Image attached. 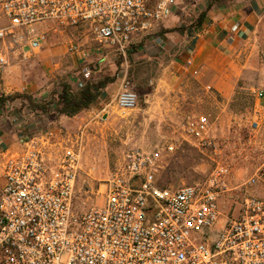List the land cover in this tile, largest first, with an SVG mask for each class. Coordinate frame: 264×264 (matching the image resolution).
Wrapping results in <instances>:
<instances>
[{
    "label": "built area",
    "instance_id": "1",
    "mask_svg": "<svg viewBox=\"0 0 264 264\" xmlns=\"http://www.w3.org/2000/svg\"><path fill=\"white\" fill-rule=\"evenodd\" d=\"M177 1L0 0V70L10 51L28 61L47 42V23L53 32L88 29L98 44L126 55L158 31ZM94 73L85 65L80 74L89 80ZM137 101L122 79L118 114ZM184 132L198 147L211 144L205 116L189 120ZM17 144L0 152V264H264V198L245 196L238 216L223 221L219 199L231 190L224 166L202 182L166 188L156 179L161 150L133 147L105 182L104 203L78 214L79 149L52 129L21 131ZM256 186L264 188V165L244 184Z\"/></svg>",
    "mask_w": 264,
    "mask_h": 264
},
{
    "label": "rangeland",
    "instance_id": "2",
    "mask_svg": "<svg viewBox=\"0 0 264 264\" xmlns=\"http://www.w3.org/2000/svg\"><path fill=\"white\" fill-rule=\"evenodd\" d=\"M5 23L0 13V27ZM51 27V23L43 26L45 31L49 30L44 44L48 48L47 54L62 46L66 52L55 55L49 68L41 62L38 67L60 73L58 84L66 81V77H75L89 65L96 75H100L97 78L118 79L120 84L125 78L138 97L136 108L125 116L118 114L115 107L109 116L103 117L97 113L89 114V108L54 129L79 149L80 171L73 203L76 213H84L104 203L105 182L114 177L123 164L126 151L133 147L161 150L163 164L156 179L159 186L166 188L202 182L217 166L226 167L231 190L219 199L223 221L238 216L245 196L264 198L262 186L244 187L264 165V110L256 101L258 94L264 91V18L251 45L243 48L234 67L223 64L229 71L238 73L233 94L229 97L209 88V73L208 78L204 75L206 72L193 74L191 71L175 76L173 68H169V59L164 56L148 58L138 54V46L131 47L126 55H120L98 44L88 29L53 32ZM70 44L76 45L79 52H86V60L79 63L76 56L72 58L67 52ZM97 50L110 52L112 62L102 68L105 74L97 72L99 67H93ZM28 63L18 54L9 60L6 68L9 71L14 70L15 65L26 68ZM96 75L93 78L97 79ZM15 96L8 97L11 102L17 100L15 112L21 117L26 106L21 99H14ZM112 104L114 106V102ZM198 116H205L210 122L211 144L206 148L198 147L184 132L185 124ZM170 144L173 151H164Z\"/></svg>",
    "mask_w": 264,
    "mask_h": 264
},
{
    "label": "crops",
    "instance_id": "3",
    "mask_svg": "<svg viewBox=\"0 0 264 264\" xmlns=\"http://www.w3.org/2000/svg\"><path fill=\"white\" fill-rule=\"evenodd\" d=\"M263 18L264 0H179L173 13L162 22L158 31L138 46V54L148 58L166 57L169 59V68H173L175 76L191 71L193 74L206 72L204 75L208 78L209 73L211 75L209 88L215 89L224 97H229L233 94L238 73L229 71L223 67V64L234 67L243 48L251 45ZM68 49L67 52L72 58L77 57V62L82 63L86 60L84 56L86 52H79L78 47L74 53L69 52ZM63 52L65 54L66 51L62 46L51 49L50 54H47L48 48L43 44L27 61L29 67L19 68L15 65L14 70L9 71V68L0 70V98L11 94H25L37 102L49 98L53 91L59 90L60 73L54 74L38 66L41 62L49 68L51 59ZM17 55L18 52L10 51L8 58L12 60ZM94 56L97 57L95 62L99 67L97 72L105 74L106 71H102V68L112 62L110 52L97 50ZM80 73L75 77L65 78L73 91H78L85 83ZM97 77L100 75H96ZM119 86L118 79L107 85L88 113H97L102 117L109 116ZM261 93L256 101L259 108L264 110V91ZM16 106L17 100L0 105V152L5 149H16L21 131L28 134L39 129L54 130L59 124L71 119L55 113L37 115L26 107L21 118L15 112ZM13 117H17L16 124L11 122ZM0 183H2L1 178Z\"/></svg>",
    "mask_w": 264,
    "mask_h": 264
},
{
    "label": "trees",
    "instance_id": "4",
    "mask_svg": "<svg viewBox=\"0 0 264 264\" xmlns=\"http://www.w3.org/2000/svg\"><path fill=\"white\" fill-rule=\"evenodd\" d=\"M145 39L146 38L143 40ZM143 40L132 47L139 46L142 44ZM113 82L114 79L109 77L97 79L91 78L85 80V83L78 91H73L70 84L67 81H63L58 84L59 90L53 91L49 98L43 101L37 102L28 95H16L13 98L21 99V102H24V106L37 115L55 113L58 116L71 118L80 112L89 109L101 95L102 90ZM8 101H11L10 97L0 98V105H3Z\"/></svg>",
    "mask_w": 264,
    "mask_h": 264
}]
</instances>
